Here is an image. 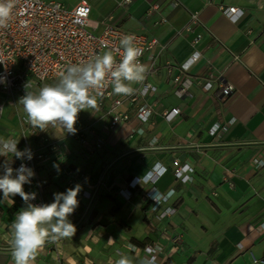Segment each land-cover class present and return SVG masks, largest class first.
Returning <instances> with one entry per match:
<instances>
[{
	"label": "crops",
	"instance_id": "obj_1",
	"mask_svg": "<svg viewBox=\"0 0 264 264\" xmlns=\"http://www.w3.org/2000/svg\"><path fill=\"white\" fill-rule=\"evenodd\" d=\"M44 1L70 9L86 2L92 21H109L158 44L144 60L154 90L144 102L117 109L129 121L110 129L109 101L102 108L96 101L94 112L81 111L92 118L80 133L89 141L100 137V155L89 159L78 141L81 155L71 153L59 126L47 131L54 150L29 137L31 151L44 159L36 181L24 185L26 193L43 205L54 201V193L81 186L69 217L75 235L46 242L32 264H116L117 250L132 264H144L127 242L138 249L158 245L166 264H264V166L256 164H264V0H133L127 6L125 0ZM225 8L243 15L233 22ZM193 16L199 25L183 34ZM195 39L202 57L179 81L177 69L192 57ZM211 76L223 81L213 91L196 84ZM186 79L194 86L180 98ZM223 84L234 88L228 97ZM144 104L152 110L146 124L137 118ZM174 110L180 114L169 121L166 114ZM5 114L0 138L16 140L23 151L21 126ZM217 126L226 130L213 136ZM6 160L14 169L26 158L9 153L0 156V165ZM175 162L191 168L190 183L176 179ZM145 173L150 182L141 186L136 181ZM151 191L168 196L157 210ZM12 200L0 203V264H13L11 223L26 207L19 196ZM167 209L175 214L163 217Z\"/></svg>",
	"mask_w": 264,
	"mask_h": 264
},
{
	"label": "built area",
	"instance_id": "obj_2",
	"mask_svg": "<svg viewBox=\"0 0 264 264\" xmlns=\"http://www.w3.org/2000/svg\"><path fill=\"white\" fill-rule=\"evenodd\" d=\"M132 1L125 0L124 5H130ZM222 13L233 22H237L243 15V12L237 8H225ZM91 14L92 9L86 2L70 9L60 3L44 0H13L11 18L7 27L0 28V119L4 116L8 104L13 102L16 97L22 98L27 92L36 94L43 86L58 82L61 74L70 65H86L106 51L113 53L118 64L123 58V50L120 47L121 39L124 36H133L134 46L141 51L138 62L146 68L145 79L136 83L137 87H134V93L115 97L109 76H106L105 81L98 89L90 90V95L96 96L99 108L104 107L107 101L111 102L110 129H116L122 123L129 121L130 117L127 114L118 113L117 109L125 104L144 102L154 90L149 80L150 70L146 67L144 60L158 42L140 33L118 27L109 21L94 22L91 20ZM199 23V18L193 16L191 25L185 29L183 34L191 33ZM99 30L101 33L98 34ZM199 44L200 39H195L192 42L195 51L190 60L177 69L179 72L177 80L180 81L182 77L187 76L189 69L200 61L202 56L197 50ZM170 69L175 68L170 67ZM194 82L186 79L182 84L183 88L178 92L180 98L185 97L194 86ZM217 83L221 84L223 81L221 79L214 80L212 76L206 79H196V84L206 92L213 91ZM28 84L30 86L26 88ZM233 92V87L222 85L223 97H228ZM179 114V110H174L166 114V118L172 121ZM151 115V108L144 104L139 108L137 118L146 124ZM25 126L27 133L23 135L24 149L29 148L28 139L31 137L38 139L44 148L54 150L55 146L47 134L49 127L45 129L32 127L27 122V118ZM225 130V127L217 126L211 131V134L215 136ZM77 141L89 159H94L104 150V144L100 137L89 141L82 133H79ZM17 148L22 151L18 146ZM31 153V160L26 159L25 162L18 163L14 169L19 168L21 163L26 164L35 173L30 182L33 183L38 176V161H42L44 155L32 151ZM256 164L260 167L264 166L262 162H256ZM174 167L177 180L184 184L192 181L190 174L193 171L190 167L182 166L179 162H175ZM13 174L15 175V172ZM167 198L168 196L158 197V203H155L153 209L157 210L161 201ZM30 203L42 205L37 203L36 198ZM174 214L175 210L167 209L163 217H170ZM129 245H132L133 248H129ZM124 246L140 255L144 264L167 263L162 257L163 249L158 245L138 249L132 243L127 242ZM116 255L121 257L123 253L117 250Z\"/></svg>",
	"mask_w": 264,
	"mask_h": 264
},
{
	"label": "clouds",
	"instance_id": "obj_3",
	"mask_svg": "<svg viewBox=\"0 0 264 264\" xmlns=\"http://www.w3.org/2000/svg\"><path fill=\"white\" fill-rule=\"evenodd\" d=\"M12 8L13 0H0V28L7 27ZM120 47L123 58L118 64L113 53L106 51L86 65L68 66L58 82L43 86L38 93L27 92L19 101L23 105L27 122L39 129L59 126L67 133H75L79 113L96 106V96L90 95V90L98 89L106 76L111 78L115 95L133 94L135 89L131 85L145 79L146 68L138 62L141 51L134 46L133 36H124ZM28 86L30 85H26V88ZM17 144L14 139L0 138V156L6 157L10 153L17 159L31 160V149L20 151ZM0 167L3 168V175H0V192L3 193V198L0 203H13L12 198L19 196L26 204L11 223L13 264H32L46 242L56 243L75 235L76 228L69 217L79 205L77 197L81 186L77 184L64 193H54V201L51 203L34 205L30 201L36 198V194L24 191V185L31 182L34 171L24 163L13 169L7 160ZM136 182L141 186L150 182V174L145 173ZM158 195L150 192V197L156 204ZM129 248L133 246L129 245ZM116 264H132V261L122 255Z\"/></svg>",
	"mask_w": 264,
	"mask_h": 264
},
{
	"label": "rangeland",
	"instance_id": "obj_4",
	"mask_svg": "<svg viewBox=\"0 0 264 264\" xmlns=\"http://www.w3.org/2000/svg\"><path fill=\"white\" fill-rule=\"evenodd\" d=\"M53 83L49 84L52 85ZM17 98V99H16ZM14 99V105L10 106L7 108L6 114L4 118H8L11 119L12 121H14L17 124H20V130H22L21 134L24 135V133L26 134V126H25V122H26V115L24 113L23 110V105L19 103L20 98L16 97ZM95 108H89L88 110H94ZM94 112V111H93ZM92 117H83L81 115V112L78 115L77 118V122L75 124V133H67L65 132V140H66V147L67 149L73 153V154H80L81 155V150L79 149L78 145H77V136L80 133V131L82 130V127H86L90 122ZM77 126V127H76ZM56 127V126H54Z\"/></svg>",
	"mask_w": 264,
	"mask_h": 264
}]
</instances>
